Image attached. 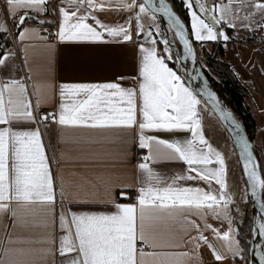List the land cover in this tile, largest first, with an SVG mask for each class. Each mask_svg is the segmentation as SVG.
<instances>
[{
    "label": "crops",
    "instance_id": "1",
    "mask_svg": "<svg viewBox=\"0 0 264 264\" xmlns=\"http://www.w3.org/2000/svg\"><path fill=\"white\" fill-rule=\"evenodd\" d=\"M46 1L52 4L54 41H48L45 36L36 34L37 25H41L42 20L45 19L44 11L27 10V14L34 19L29 17L22 26L17 27L20 16L25 15L26 10L13 8L10 11L6 0H0V22H3L7 28L6 31H0V35L3 36L0 37V58H6L5 63L0 65V87L13 80L21 81L25 85L27 102L36 116V123L13 122L11 127L16 130L39 128L49 171L62 200L52 204L27 205L13 201L8 211L0 212V264H66L67 259L74 254H69L68 257L59 254L60 238L67 234L61 228L60 216L70 218L71 213L113 214L117 211L116 204H136L139 189L145 179L138 168L140 163H148L153 171L160 174L164 181L162 187L171 183L173 177L197 174L190 172L185 162L172 159L173 154L163 145L153 144V159L145 161L138 158L135 154L136 150L145 156L149 155V149L139 146L141 135L139 98H137V123L132 127H72L61 126L53 119L40 120L41 116L50 113L55 114L58 120L61 103H70L67 99L62 100L60 94L62 84L116 82L124 88H134L138 93L142 79L139 74L143 56L141 47L146 49L155 47L157 55L165 58L154 33L143 24L142 19L140 24L143 28H137L135 18L137 7L126 9L120 0H95L96 7L92 8L85 4L79 14L88 15L89 19L86 23L104 33L102 41H60L57 35L62 19L60 8L63 7L66 11H74L75 8L66 0ZM181 1L187 9L191 38L196 40L193 36L188 6L185 0ZM193 1L191 0L192 6H194ZM125 2L131 4L132 0ZM256 2L264 3V0H256ZM136 3H139L138 0ZM222 3L227 4L228 0H204V3L200 4L215 8ZM200 4L195 1L196 6ZM235 7L233 5V8ZM194 11L205 22L212 23L201 9ZM249 12L253 13L252 17L249 20H234L235 27H228L226 22L213 24V27L218 31L223 30L231 39L226 41L223 37L217 38L224 41L222 58L226 62L227 44L239 45L241 49L250 52L245 59L239 55V76L237 74L236 76L248 89V101L255 114L253 144L260 157L264 173V11L252 7L250 0L248 7L239 15L242 17ZM214 14L218 16L219 11ZM92 16L109 26H124L131 39L124 41L122 37L109 36L106 30L95 24L91 19ZM231 19L232 17L229 16V20ZM71 23H75V20ZM244 24L249 26L244 27ZM225 27L230 29L229 33L225 31ZM21 32H25L23 38L20 36ZM165 63L171 68L166 59ZM182 82L189 88L183 79ZM7 98L8 94L5 93V101ZM37 101H39L38 110ZM197 111L201 125L200 133L223 159V178L226 184L223 194L225 198H230L227 213L231 224L225 217L223 209L219 218L207 207L201 213L187 208L173 210L171 216L167 212L152 210L146 213L148 219L145 221V231L150 238V244L154 246L145 247V252H155L159 255H146L143 264H242L241 244L234 229V206L238 199L234 197L236 186L228 177L224 146L211 139L210 128L202 120L199 105ZM8 126L0 124V127ZM143 134L167 141L183 142L186 139H193L198 148L203 147L206 150V145H199L188 130L145 129ZM210 160L212 163L207 165V168L215 170L221 167L214 155L210 156ZM176 185L199 187L214 193L220 191L214 179L210 183L201 179H181L176 181ZM13 211L15 216L12 215ZM192 221L199 225V231L192 226ZM205 224L211 225V228H206ZM230 228L232 230L230 240H235L238 244L239 255H233L228 251L230 240L222 238ZM212 229L218 230L219 236ZM201 233L208 238L215 252L220 253L223 259L216 260L214 250L209 248L208 244L192 240ZM139 245L141 246L138 242V248ZM175 253L189 255H167Z\"/></svg>",
    "mask_w": 264,
    "mask_h": 264
},
{
    "label": "snow or ice",
    "instance_id": "2",
    "mask_svg": "<svg viewBox=\"0 0 264 264\" xmlns=\"http://www.w3.org/2000/svg\"><path fill=\"white\" fill-rule=\"evenodd\" d=\"M9 10L13 8L24 9L25 15L20 16L17 27L22 26L29 19L27 10L42 12L46 9V0H6ZM72 5L74 11H66L60 8L61 23L57 33L60 41H102L104 33L98 31L97 27L86 23L88 15L79 14L85 4L89 8L96 7L95 0H66ZM186 6L192 7L191 0H185ZM250 0H228L227 4L216 5L208 8L200 4V9L209 16L212 23L205 22L195 11L190 12L192 17V31L198 41H214L218 37L227 40L223 31H216L213 24L219 25L226 22L228 27H235L234 20H249L253 13L245 16L239 13L248 7ZM124 8L138 7L136 13L137 28L142 29L140 24L141 14L149 12L152 0H143L137 5L136 0L131 4L120 0ZM199 4V0H196ZM147 5V7H146ZM233 5L236 7L233 8ZM251 6L257 10L264 11V3L251 0ZM162 12L172 20L177 28L176 35L180 37L187 48L188 54L192 53L188 40L182 31L180 24L171 10L161 0L160 7L155 9ZM219 11V15L214 13ZM229 16L232 17L229 20ZM91 19L99 28L107 31L113 38L122 37L124 41L131 39L129 32L122 25L109 26L99 21L95 16ZM75 20V23H71ZM155 22V16H152ZM43 23V21H42ZM248 27V24H244ZM159 28V25H156ZM6 25L0 22V31H6ZM27 31V30H26ZM21 38L25 32L20 33ZM154 43V42H153ZM165 51H169L167 41H164ZM139 67L141 82L138 93L134 88H124L119 83L109 82L103 84H62V100L70 103H61L59 117L55 114H47L40 120H56L61 126H87V127H132L137 123V98H139V122L140 147L149 149V155L143 157L145 161L153 159V144L163 145L173 154L172 159H178L189 166L190 172H196L195 176L185 175L172 178L166 187L159 173L153 171L148 163H140L138 168L144 174L145 179L139 189L136 204H116L117 211L113 214H76L71 213L70 218L60 216L61 228L67 233L60 238L59 254L62 257L71 255L66 264H143L146 255H159L155 252H145V247L154 246L150 244V238L145 231V221L148 219L146 213L152 210L167 212L172 215L173 210H195L201 213L205 207L219 218L221 209L231 224L228 217L227 205L230 198H225L223 190L226 187L223 168V159L200 133V119L197 106L201 103L197 96L186 87L182 79L175 71L167 67L165 58L157 55L155 47L143 48ZM6 58H0V65L5 63ZM167 59H171L168 56ZM5 93L8 94L5 101ZM214 98V97H213ZM125 105V106H121ZM39 108L37 101L36 109ZM13 122L36 123V116L27 102L25 85L21 81H10L0 87V124L9 125L0 127V212L8 211L11 202H19L25 205L30 203L52 204L55 202L53 180L49 171L47 158L45 156L41 133L39 128L30 130H16L11 127ZM145 129L151 130H188L198 141L197 147L193 139L167 141L157 139L155 136H145ZM216 157V162L221 165L219 169H209L207 165L212 163L210 156ZM245 171H248V162L245 163ZM255 187H264V180H260L253 170L249 173ZM215 180L219 185V193L205 191L199 187H179L177 180ZM123 195V193H122ZM223 202V203H221ZM15 216V211L12 212ZM187 219V217H185ZM192 226L199 231V225L194 221ZM206 228L211 225L205 224ZM74 229V231H73ZM219 236L216 229H212ZM229 231L223 234V239L230 240ZM259 234L264 235V223L259 225ZM208 244L209 248L214 246L209 243L208 238L202 233L192 238ZM138 242L141 246L138 248ZM199 245H197L198 247ZM228 251L233 255H239L238 244L230 240ZM167 255L187 256V253H175ZM216 260L223 256L215 252ZM139 257V261H138Z\"/></svg>",
    "mask_w": 264,
    "mask_h": 264
},
{
    "label": "water",
    "instance_id": "3",
    "mask_svg": "<svg viewBox=\"0 0 264 264\" xmlns=\"http://www.w3.org/2000/svg\"><path fill=\"white\" fill-rule=\"evenodd\" d=\"M140 2H143V0H140ZM160 2L161 0H152V6L149 12L159 19L164 29H168L173 34L179 45L180 55L177 56V61L186 84L213 111L224 128L226 136L235 152L240 173L245 183L246 194L249 199V258L253 264H264V235L259 234V225L264 223V203L261 198L260 186L257 185L255 187V194H253L254 182L249 173L254 170L260 180H262V176L259 170L257 157L252 149V143L239 119L217 92L211 81L204 75L202 67L196 58L193 40L186 25L172 9L170 3L164 0L165 5L171 10L174 16L179 19L180 24L183 26L182 31L185 38L188 40V45L192 49L191 54H188L184 41L176 35L177 28L172 20L162 12L155 11V9L160 7ZM28 16L34 19L33 16ZM165 34H167V32H165ZM171 46L174 48L175 54H177V48L174 44H171ZM246 162H248L247 172L245 171ZM234 229L236 230L235 225Z\"/></svg>",
    "mask_w": 264,
    "mask_h": 264
},
{
    "label": "trees",
    "instance_id": "4",
    "mask_svg": "<svg viewBox=\"0 0 264 264\" xmlns=\"http://www.w3.org/2000/svg\"><path fill=\"white\" fill-rule=\"evenodd\" d=\"M167 1L170 3L172 9L177 13V15L184 22L190 34L188 13H187V9L184 6L183 2L181 0H167ZM138 2H140V0H138ZM44 8L46 9L43 12V17L45 19L42 20L43 21L42 24L51 26L54 24L51 2L46 1ZM160 31L162 32L161 34L162 36L156 37V41L158 45L159 43H161V41L162 42L165 41L162 25H161ZM225 31L229 33L230 29L225 27ZM0 37H3V36L0 35ZM192 40H193L194 48L195 46L199 47V53L201 57L203 58V62L201 63L200 59L197 57L198 52L195 51L196 58L202 67L204 75L211 81V83L213 84L217 92L225 100L226 104L231 108L235 116L239 119V121L243 125V128L252 143V149L258 160V165H259V170L262 176V180H264V173L262 171V167L260 164V157L253 144V138H254V132H255V114H254V111L251 109V106L248 101V89L239 80V78L236 76V74L231 69L230 65L222 58L223 57L222 44L224 41L222 40L196 41L194 39ZM226 41H231V39L228 38ZM207 43H209L208 48H206L205 46ZM175 45L179 47L176 40H175ZM165 59H166L167 64L171 68H173L180 75V77H182V79L184 80V77L181 72L178 61H175V60L172 61L167 58ZM261 198L264 203L263 187H261ZM248 202H249V199H248ZM234 210H235V207H234ZM247 217H250V211H249V216L247 215ZM244 223L245 225L242 228L241 224L238 225L235 222L237 236L241 244V262L242 264H253L251 263L250 258H249V246H248L249 224L247 220ZM263 246H264V243H263Z\"/></svg>",
    "mask_w": 264,
    "mask_h": 264
},
{
    "label": "rangeland",
    "instance_id": "5",
    "mask_svg": "<svg viewBox=\"0 0 264 264\" xmlns=\"http://www.w3.org/2000/svg\"><path fill=\"white\" fill-rule=\"evenodd\" d=\"M195 1L196 0L193 1L194 6H192L191 8L188 7L189 12L194 11V9L195 10L200 9V6L195 5ZM201 2L204 3V0H199V4ZM139 3H141V2H139ZM137 11H139L138 7H137ZM152 16H155V15L151 14L150 12L141 14L142 22L150 30H152V32L155 34V37H160V36H162L161 35L162 32L160 31L161 24H160V22L156 16H155V22H153ZM207 17H209V16H207ZM190 18H191V22H192V17L190 16ZM156 25H159V28H157ZM163 31H164V28H163ZM216 31H218V30H216ZM220 31H223V30H220ZM164 40L167 41V47L169 48V51H167V52L165 51L166 45L164 42L161 41V43H159V46L161 48L162 54L164 55L165 58H167L168 56H171V59H169V60L177 61V56L180 55V51H179V47L177 45H175V38H174L173 34L170 31L168 34H165V31H164ZM171 44H174V46L177 48V50H178L177 54H175L174 48L171 46ZM205 46H206V48H208L209 43H207ZM225 49H226L225 58H226L228 64L230 65L233 72L239 76V74H238L239 73V55H241L242 58L245 59L246 57H248L250 55V52H247V51L241 49L239 47V45L227 44L225 46ZM195 51L198 52L197 57L200 59V61L202 63L203 58L201 57V55L199 53V47L195 46ZM198 99L201 101V103L199 104L200 115L202 117L204 124H206L210 128L211 139L216 141L217 143H221L222 146H224V153H225V157L227 160V167H228V170H227L228 171L227 172L228 177H229V180L231 181V183H234L236 186V195L234 197L238 198L237 202L234 206L235 207L234 220L238 225L241 224L242 228H243L245 225L244 222H246V220L248 221V224H249V217H247V215L249 216V208H248L249 202H248V196L246 194L245 183H244V180H243L241 173H240V168H239V165L237 162L235 152H234L233 147L231 146V144H230V142L226 136L224 128L222 127L221 123L219 122V120L217 119V117L215 116L213 111L200 98H198Z\"/></svg>",
    "mask_w": 264,
    "mask_h": 264
},
{
    "label": "built area",
    "instance_id": "6",
    "mask_svg": "<svg viewBox=\"0 0 264 264\" xmlns=\"http://www.w3.org/2000/svg\"><path fill=\"white\" fill-rule=\"evenodd\" d=\"M164 31L167 32V34L169 33V30L166 28L164 29ZM36 34L38 36H45L46 40H48V41H54L55 40L54 34L52 32V25L51 26H48L45 24L37 25ZM135 154L141 160L143 159V157H145V155L138 150L135 151ZM53 189L55 192V202H60L62 200V197L58 194V189H57L55 181H53Z\"/></svg>",
    "mask_w": 264,
    "mask_h": 264
}]
</instances>
